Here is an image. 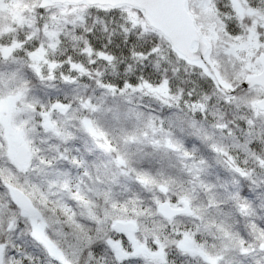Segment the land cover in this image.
<instances>
[{
	"label": "snow or ice",
	"instance_id": "obj_1",
	"mask_svg": "<svg viewBox=\"0 0 264 264\" xmlns=\"http://www.w3.org/2000/svg\"><path fill=\"white\" fill-rule=\"evenodd\" d=\"M0 264H264V0H0Z\"/></svg>",
	"mask_w": 264,
	"mask_h": 264
}]
</instances>
